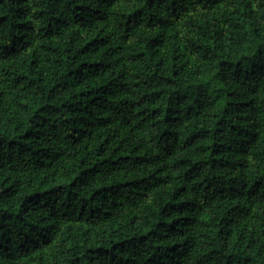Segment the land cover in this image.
<instances>
[{
    "label": "trees",
    "instance_id": "16d2710c",
    "mask_svg": "<svg viewBox=\"0 0 264 264\" xmlns=\"http://www.w3.org/2000/svg\"><path fill=\"white\" fill-rule=\"evenodd\" d=\"M0 264H264V0H0Z\"/></svg>",
    "mask_w": 264,
    "mask_h": 264
}]
</instances>
